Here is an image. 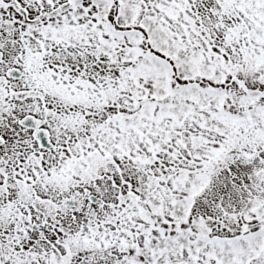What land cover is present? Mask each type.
Here are the masks:
<instances>
[{
    "label": "snow or ice",
    "instance_id": "1",
    "mask_svg": "<svg viewBox=\"0 0 264 264\" xmlns=\"http://www.w3.org/2000/svg\"><path fill=\"white\" fill-rule=\"evenodd\" d=\"M0 264H264V0H0Z\"/></svg>",
    "mask_w": 264,
    "mask_h": 264
}]
</instances>
